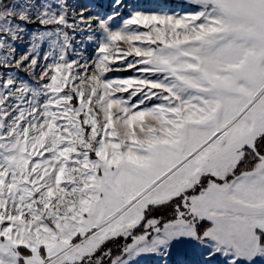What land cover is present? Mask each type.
<instances>
[{
  "label": "snow or ice",
  "instance_id": "6c2138e0",
  "mask_svg": "<svg viewBox=\"0 0 264 264\" xmlns=\"http://www.w3.org/2000/svg\"><path fill=\"white\" fill-rule=\"evenodd\" d=\"M142 260L264 264V0H0V264Z\"/></svg>",
  "mask_w": 264,
  "mask_h": 264
},
{
  "label": "rangeland",
  "instance_id": "374dc122",
  "mask_svg": "<svg viewBox=\"0 0 264 264\" xmlns=\"http://www.w3.org/2000/svg\"><path fill=\"white\" fill-rule=\"evenodd\" d=\"M147 4L151 5H156V4H161L165 5L169 8H172L173 10H180L181 8L185 7V0H144ZM131 75L129 72H121V73H112L110 78L115 77V76H128ZM173 261L179 259L178 256L174 255L172 257ZM140 264H154V261L152 260H142L140 261Z\"/></svg>",
  "mask_w": 264,
  "mask_h": 264
}]
</instances>
